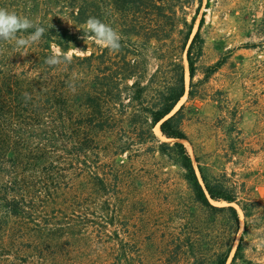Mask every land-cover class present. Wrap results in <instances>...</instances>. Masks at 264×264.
I'll use <instances>...</instances> for the list:
<instances>
[{
	"label": "trees",
	"instance_id": "16d2710c",
	"mask_svg": "<svg viewBox=\"0 0 264 264\" xmlns=\"http://www.w3.org/2000/svg\"><path fill=\"white\" fill-rule=\"evenodd\" d=\"M201 1L0 0L46 29L27 48L0 42V264H226L237 212L210 201L237 203V193L188 139L183 105L171 113L184 92L181 53L190 80L202 54L203 18L192 33ZM89 17L119 33V52L84 34ZM52 46L82 51L51 68ZM157 124L173 142L155 136ZM146 160L150 177L127 197ZM238 205L247 220L253 204ZM217 217L229 234L220 243ZM235 263L251 264L241 243Z\"/></svg>",
	"mask_w": 264,
	"mask_h": 264
},
{
	"label": "rangeland",
	"instance_id": "374dc122",
	"mask_svg": "<svg viewBox=\"0 0 264 264\" xmlns=\"http://www.w3.org/2000/svg\"><path fill=\"white\" fill-rule=\"evenodd\" d=\"M200 18L202 54L190 80L186 52L181 53L184 92L171 113L183 105L188 139L237 193V203L210 201L216 207L231 205L237 212L239 227L230 238L234 243L226 264H231L237 243L243 246L246 262L264 264V0H202L192 33ZM148 61L152 72L157 62ZM190 91L193 99L188 100ZM153 133L160 141L173 142L160 134L158 124ZM179 142L196 169L191 145ZM151 170L147 160L134 167L139 176L128 185L127 197H138L140 183L147 181ZM241 202L253 204L247 220L239 208ZM130 208L137 224L143 219L140 207L136 203ZM245 221L249 222L246 231ZM214 223L213 240L220 243L229 238L222 219L217 217Z\"/></svg>",
	"mask_w": 264,
	"mask_h": 264
},
{
	"label": "clouds",
	"instance_id": "9594fccd",
	"mask_svg": "<svg viewBox=\"0 0 264 264\" xmlns=\"http://www.w3.org/2000/svg\"><path fill=\"white\" fill-rule=\"evenodd\" d=\"M85 25V35H90L98 45L108 49L110 52H119L121 49V36L113 27L96 17H89ZM45 31L46 29L40 26L38 22H34L26 16L18 15L5 7H0V42L14 41L15 48L23 49L38 43ZM23 33H28V35H22ZM81 51L73 46L65 52L54 46L45 63L51 68L69 64L72 62L74 55ZM69 87L73 91L75 90L73 84H69ZM24 99L27 102L31 99V96L25 93Z\"/></svg>",
	"mask_w": 264,
	"mask_h": 264
}]
</instances>
